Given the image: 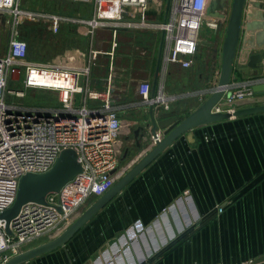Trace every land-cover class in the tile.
Listing matches in <instances>:
<instances>
[{"label":"crops","instance_id":"obj_1","mask_svg":"<svg viewBox=\"0 0 264 264\" xmlns=\"http://www.w3.org/2000/svg\"><path fill=\"white\" fill-rule=\"evenodd\" d=\"M88 9L81 11L85 17L91 14ZM163 14L167 16L166 10ZM61 30H66L73 45L51 60L36 62L79 71L88 67L89 73L81 77L84 85L103 96L112 90L122 120L117 141L121 167L140 159L150 145L151 136L135 148L137 131L149 110V104L140 101L141 81L151 83V98L159 95L162 85L165 99L175 98L169 109L162 105V112L187 116L209 97L219 79L222 49H215L209 61L197 52L188 68L179 63L166 66L162 31L120 28L115 38L108 27L92 34L77 25H64ZM243 39L244 31L231 79L234 91L264 82V67L249 66L251 55L263 50L243 49ZM68 52H77L76 60L67 58ZM56 94L63 99L62 93ZM102 101L103 97L89 100L88 106L99 109ZM157 132L163 135L162 130ZM89 201L76 219L91 205ZM60 233L53 231L25 250ZM251 258L264 259V111L186 131L64 245L19 264H236Z\"/></svg>","mask_w":264,"mask_h":264},{"label":"built area","instance_id":"obj_2","mask_svg":"<svg viewBox=\"0 0 264 264\" xmlns=\"http://www.w3.org/2000/svg\"><path fill=\"white\" fill-rule=\"evenodd\" d=\"M64 1L88 7L90 16L85 17L81 12L70 14L27 8L21 0H0V16L8 18L10 28L8 50L0 56V214L14 204L22 176L48 172L64 149H74L82 166L81 172L59 191L49 193L45 203H25L10 222L11 234L5 230L6 221L0 218V264L51 232L64 231L90 198L104 195L129 167V164L120 165L117 141L122 120L111 97L112 90L108 89L103 96L100 91L84 85L81 77L89 73L88 67L79 71L50 62L30 61L29 46L20 37V26L26 21L44 22L50 31L58 33L64 25H77L86 27L91 34L98 28L108 27L115 38L120 28L162 31L165 34L164 64L179 63L188 68L198 51L202 27L216 29L228 22L227 8L221 10L226 13L225 17L207 14L211 0H171L166 17L163 13L167 0ZM149 9L155 14H148ZM13 81H21L25 88L60 92L64 95L62 105L26 107L10 100V93L24 96V90L9 88ZM151 91V83L141 81L138 85L140 101L160 102L170 108L175 98L165 99L164 85L155 98L150 97ZM253 94L251 86H244L233 90L223 101ZM101 97L99 109L88 106L89 100ZM199 98L204 100L202 94ZM214 110L220 111L219 105ZM162 138L160 132L151 135L150 145ZM222 210L220 207L219 211ZM236 264H264V259L251 258Z\"/></svg>","mask_w":264,"mask_h":264},{"label":"water","instance_id":"obj_3","mask_svg":"<svg viewBox=\"0 0 264 264\" xmlns=\"http://www.w3.org/2000/svg\"><path fill=\"white\" fill-rule=\"evenodd\" d=\"M170 1L167 0L166 15L169 11ZM228 1L211 0L207 14L210 16L225 17L226 13L221 12V10L227 8ZM248 4L249 7L246 8ZM147 13L155 14L152 9H149ZM157 17H159L158 14ZM243 31V49H250L251 51L263 50L251 55L249 66L254 68L257 66L260 68L264 67V0H232L222 44L219 79L214 91L209 97L187 116H181L175 111L162 112L164 107L160 102L149 104L148 118L144 122V125L137 131L138 138L135 143V148H141L146 142L144 137L156 136L159 129L163 131V138L157 144L153 146L149 145L142 157L136 162L133 161L129 165L130 168L128 171L103 196L99 198L93 196L90 198L89 203L91 205L59 235L43 244L34 246L10 257L3 264H19L64 245L99 209L120 192L128 182L141 172L167 146L186 131L232 116L264 111V82L253 85L252 89L255 93L253 96L230 102L223 101V98L230 96L234 90V86H231V79ZM163 41L164 34L162 36L161 48ZM152 96H155L154 91ZM257 103L259 105L239 108ZM217 105H219L220 111H213ZM81 170L82 166L78 160V153L74 149L68 148L60 153L57 162L48 172L41 174L27 173L23 175L14 204L0 214V218L6 221V232L11 234L10 222L17 216L25 203L31 201L45 203V198L49 193L59 191L66 182L81 172Z\"/></svg>","mask_w":264,"mask_h":264},{"label":"rangeland","instance_id":"obj_4","mask_svg":"<svg viewBox=\"0 0 264 264\" xmlns=\"http://www.w3.org/2000/svg\"><path fill=\"white\" fill-rule=\"evenodd\" d=\"M21 4L27 8L46 9L51 12H56L57 10L61 9L65 12L76 13L86 9V6L80 3L63 0H21ZM231 5L232 0H229L227 5L228 16L230 14ZM8 23V18L0 16V56L6 54L8 50L10 40V28ZM23 24L27 27L22 28L21 37L28 38V40L26 39L29 43L28 59L30 61H48L53 59V57H55L58 53L51 55L46 52L45 42L48 40V38H52L55 33L50 31L48 26L42 22L26 21ZM36 28L38 30L37 32H40L41 35L35 34ZM223 28L224 31H221V27L216 29H213L207 25L202 27L200 31V41L197 52L204 53L205 60L209 61L210 58H213L215 49H220L221 51L223 39L225 37L226 26ZM60 53H63V49L60 50ZM75 55H77V52H75L74 55L72 52H68L67 58L76 60ZM59 60L60 59H57V61ZM76 63L77 62L74 61V64ZM9 88L24 90V96L18 97L15 94L10 93L8 98L10 100L17 101L26 107H56L60 106L62 103V98L58 97L55 91L25 88L21 81L17 83L15 81L10 82Z\"/></svg>","mask_w":264,"mask_h":264},{"label":"trees","instance_id":"obj_5","mask_svg":"<svg viewBox=\"0 0 264 264\" xmlns=\"http://www.w3.org/2000/svg\"><path fill=\"white\" fill-rule=\"evenodd\" d=\"M25 27H27V26H25L24 24H22L20 26V37H21L22 28H25ZM37 31L38 30L36 28L35 34L36 35H39L40 32H37ZM65 31L64 30L63 31L61 30L58 34H54L52 36V38L51 37L48 38V40L45 42L46 52H48L51 55H54V54L59 53L60 50H62V49L64 50V49L68 48L69 46H72L73 45V42L71 41L70 37L68 36V33L65 32ZM22 39H24V40L27 39L28 40L27 37L26 38L24 37ZM28 46H29V43H28ZM28 53H29V50H28Z\"/></svg>","mask_w":264,"mask_h":264}]
</instances>
